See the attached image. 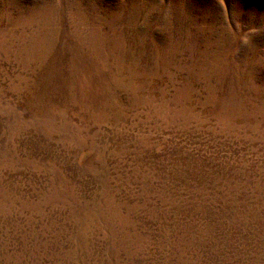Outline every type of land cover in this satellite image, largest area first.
I'll list each match as a JSON object with an SVG mask.
<instances>
[{"label":"rangeland","instance_id":"374dc122","mask_svg":"<svg viewBox=\"0 0 264 264\" xmlns=\"http://www.w3.org/2000/svg\"><path fill=\"white\" fill-rule=\"evenodd\" d=\"M0 264H264V0H0Z\"/></svg>","mask_w":264,"mask_h":264}]
</instances>
